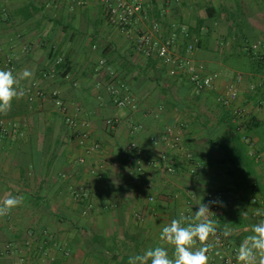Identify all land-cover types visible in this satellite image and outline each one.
<instances>
[{"label":"crops","instance_id":"1","mask_svg":"<svg viewBox=\"0 0 264 264\" xmlns=\"http://www.w3.org/2000/svg\"><path fill=\"white\" fill-rule=\"evenodd\" d=\"M125 1L140 5L128 31L109 21L103 0H0V70L5 57L18 79L31 70L19 87L57 91L76 120L66 124L48 96L14 100L0 115V200L23 197L0 217V264H128L156 246L171 256L162 227L183 210L193 216L209 192L221 193L212 197L215 223L233 229L221 236L229 246L238 249L264 220L256 215L264 213V89L251 90L262 77L246 72L243 49L264 35V0ZM138 32L169 42L170 59L138 51ZM177 61L215 73L213 86L197 92ZM235 82L238 95L225 106L218 98ZM119 84L132 106L114 102L109 87ZM234 107L246 110L245 124ZM172 129L175 148L162 140ZM224 252L214 247L208 264Z\"/></svg>","mask_w":264,"mask_h":264},{"label":"clouds","instance_id":"2","mask_svg":"<svg viewBox=\"0 0 264 264\" xmlns=\"http://www.w3.org/2000/svg\"><path fill=\"white\" fill-rule=\"evenodd\" d=\"M32 75L31 70L24 69L18 79L12 70H0V115H7L13 101L24 97L19 80L30 79ZM22 203L23 197L7 195L0 200V217L8 215ZM215 203L219 201L202 202L193 216L181 212L178 218L162 227L159 240L172 246L171 256L167 247L156 246L131 256L128 264H208V253L216 246L220 236L229 238L233 235V229L226 226L219 230L210 218L209 214L213 213L210 206ZM256 215L264 213L257 211ZM251 233L238 246L235 257L237 264H264V220L252 225ZM210 237L215 241H210Z\"/></svg>","mask_w":264,"mask_h":264},{"label":"built area","instance_id":"3","mask_svg":"<svg viewBox=\"0 0 264 264\" xmlns=\"http://www.w3.org/2000/svg\"><path fill=\"white\" fill-rule=\"evenodd\" d=\"M106 6V11L108 13V19L112 24H115L121 31H128L133 16L138 13L140 10L139 4H131L126 2L125 0H103ZM131 39L136 47V49L140 52H142L146 57H154V58H161L164 60H169V42L165 43H159L154 38L153 35L149 32H138L136 34H133L131 36ZM252 48L260 53H264V35L257 41L256 43H252ZM185 65L188 64V61H184ZM100 65H104V61H99ZM7 70H13L12 61L9 57H5L3 59L2 64ZM177 68L187 71L188 73V81L193 85L194 89L197 92L204 91L206 89H209L213 86L214 79L216 78V74H208V75H202L200 72H198L195 68L190 67L184 69L182 62L177 61ZM240 78H237V81H239ZM119 88H124L123 84H119L118 87L116 85H112L109 87L110 94L114 98V102L117 106L125 107V106H132L133 100L124 95V96H118L119 94ZM25 92V100L29 103L37 101L39 99H42L45 96H48L51 98L56 106L59 107L61 112L65 115L64 121L69 126H75L76 120L73 116H69L66 113V107L63 104V101L55 90H49L46 91L39 87L37 84H30L22 88ZM254 88L251 87V90ZM238 95V83H230L226 86V95L221 96L218 98V101H220L223 105L229 106L230 103L236 99ZM258 107L264 108V94L263 97L260 99V101L257 104ZM232 115L234 119L239 121V124H245L247 121V112L242 107H234L232 108ZM83 127H86L87 124H82ZM88 132L84 131L81 132V135L83 138L88 136ZM242 139L249 144H251L250 140L247 138L246 135H242ZM164 143L168 146H171L173 148L178 147L180 144V133L179 130L172 129L169 130L164 137L162 138ZM98 148V145L95 143L91 146V149L96 150ZM130 150L133 151V156L131 157V161L134 165V171L137 176L141 175L144 171V167L142 165V162L139 158L140 152L136 146L135 143L129 144ZM186 157L190 159V154L187 153ZM164 158V156H163ZM135 180H138V177H135ZM219 191H215L214 193L209 192L207 195L208 201H215L212 197L214 195L220 196ZM149 200H153V197H149ZM255 201V199H254ZM210 211L213 213H210V218L212 220H216V214L218 212V205L217 203L212 204L210 206ZM183 212L186 216L188 215V210H183ZM180 212V213H181ZM137 216V215H136ZM215 241V238H213ZM220 249H223L225 252L218 256V264H237L236 262V253L238 251L237 248L229 246L220 236V239L218 242H216V246Z\"/></svg>","mask_w":264,"mask_h":264},{"label":"trees","instance_id":"4","mask_svg":"<svg viewBox=\"0 0 264 264\" xmlns=\"http://www.w3.org/2000/svg\"><path fill=\"white\" fill-rule=\"evenodd\" d=\"M243 39L245 40L246 38L243 36ZM245 44L243 45L244 49V55L247 59L245 68L246 72H248L251 76H261L262 81L255 83L254 89L257 92H262L261 90L264 89V53H258L252 48V44H246L247 41H243ZM243 67V66H242ZM240 68V67H238ZM243 69V68H242ZM254 90V91H255Z\"/></svg>","mask_w":264,"mask_h":264},{"label":"rangeland","instance_id":"5","mask_svg":"<svg viewBox=\"0 0 264 264\" xmlns=\"http://www.w3.org/2000/svg\"><path fill=\"white\" fill-rule=\"evenodd\" d=\"M240 64L242 65V62H240Z\"/></svg>","mask_w":264,"mask_h":264}]
</instances>
